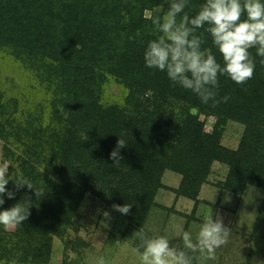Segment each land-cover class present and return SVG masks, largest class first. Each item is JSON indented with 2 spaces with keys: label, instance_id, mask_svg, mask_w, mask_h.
<instances>
[{
  "label": "trees",
  "instance_id": "trees-1",
  "mask_svg": "<svg viewBox=\"0 0 264 264\" xmlns=\"http://www.w3.org/2000/svg\"><path fill=\"white\" fill-rule=\"evenodd\" d=\"M205 2L188 0L184 11L194 16ZM168 7L169 0H0V47L23 59L52 95L49 108L41 105L35 112L0 94L6 189L15 193L14 199L3 196L0 210L25 197L32 204L15 232L0 226L1 261L51 264L55 238L66 241L91 191L112 208L130 204L129 223L143 229L158 191L168 189L162 183L167 171L182 177L176 194L195 202L194 214L216 163L229 167L222 191L243 197L249 187L264 190L262 58L249 50L256 67L243 85L219 77L218 98L229 96L227 103H201L165 72L145 66L146 45L158 35L149 17L162 16ZM207 27L196 32L204 40L202 50L210 49L223 64ZM109 77L129 89L127 106L104 103ZM146 95L153 101L143 102ZM173 102L186 105L179 123L174 114L160 117ZM154 115L156 124L149 122ZM204 118L216 119L210 134ZM229 122L245 126L237 150L222 145ZM171 130L177 134L172 140ZM119 139L125 147L114 167L109 157ZM21 174L40 191L38 197L27 186L17 188Z\"/></svg>",
  "mask_w": 264,
  "mask_h": 264
},
{
  "label": "rangeland",
  "instance_id": "rangeland-1",
  "mask_svg": "<svg viewBox=\"0 0 264 264\" xmlns=\"http://www.w3.org/2000/svg\"><path fill=\"white\" fill-rule=\"evenodd\" d=\"M103 65L104 63L100 64ZM0 94L6 96V99H17L23 109L35 112H39L41 105L49 108L52 96L35 72L24 64L23 59L4 47H0ZM128 98L129 89L120 80L109 77L104 90V103L124 107L128 105ZM151 100L153 101L152 97L148 95L142 98L143 102ZM129 108L131 110L132 107ZM185 109L186 105L173 102L162 109L160 117L164 119L174 114L173 121L179 123L184 119ZM148 110L153 113V106ZM129 113L132 114L133 111ZM152 117L149 122L156 124V116ZM203 120L206 123V134H210L216 119ZM170 132L172 140L177 134L175 130ZM244 132L245 126L229 122L222 145L237 150ZM206 141L207 137L204 136L202 144L205 145ZM4 146V141L0 139V167L8 168V178L9 164L3 162ZM228 174L227 165L214 164L208 183L200 195L201 204L194 214L195 202L176 194L182 177L167 171L162 183L168 189L158 191L154 207L143 228L144 232L148 236H164L173 246L179 247L182 245L181 233L187 231L195 240L204 216L212 209L213 218L219 215L224 225L231 229V236L214 253H194L196 264H264V190L249 187L243 197L224 192L219 184L225 182ZM95 192L91 191L86 195L78 218L68 230L66 241L55 238L51 264H96L100 257L105 259L106 264H140L139 255L133 252L138 241L132 238L138 229L129 223L125 214L116 211ZM105 212L109 214L107 217ZM5 231L13 233L16 227ZM0 264L12 263L0 260Z\"/></svg>",
  "mask_w": 264,
  "mask_h": 264
},
{
  "label": "clouds",
  "instance_id": "clouds-1",
  "mask_svg": "<svg viewBox=\"0 0 264 264\" xmlns=\"http://www.w3.org/2000/svg\"><path fill=\"white\" fill-rule=\"evenodd\" d=\"M188 0H169L168 10L162 16L149 17L155 33V39L148 41L143 53L147 68L165 72L174 83L190 90L207 105L216 106L230 99L225 95L218 98L219 77L228 76L238 85L247 83L254 75L255 61L250 49H256L264 65V2L262 0H206L194 16L184 11ZM182 14V15H181ZM246 14V19H241ZM179 17V19H178ZM205 29L212 37V44L222 56L219 63L210 49L202 50L204 40L197 35V29ZM125 147L119 139L110 153L113 166L118 167L122 157L119 150ZM7 167H0V206L5 201L15 198V193L8 191L6 185ZM17 188L27 186L34 190L36 197L40 191L22 179L15 183ZM31 200L29 197L18 201L10 208L0 210V226L5 230L15 228L27 220L30 215ZM113 208L127 215L131 205H113ZM105 217L109 214L104 213ZM209 210L199 226L193 239L192 235L181 233L182 247L173 246L164 236H148L142 228L133 233L138 243L133 252L139 255L140 264H193L194 256L190 253H214L215 249L228 242L231 229L226 227L223 219ZM12 264H17L16 260ZM96 264H106L100 257Z\"/></svg>",
  "mask_w": 264,
  "mask_h": 264
}]
</instances>
